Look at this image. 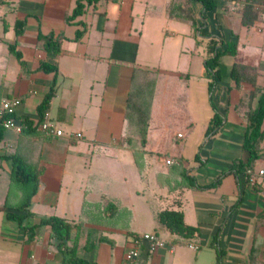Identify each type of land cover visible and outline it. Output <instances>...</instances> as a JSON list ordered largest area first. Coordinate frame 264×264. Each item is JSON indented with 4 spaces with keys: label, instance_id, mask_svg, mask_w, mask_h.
<instances>
[{
    "label": "crops",
    "instance_id": "obj_1",
    "mask_svg": "<svg viewBox=\"0 0 264 264\" xmlns=\"http://www.w3.org/2000/svg\"><path fill=\"white\" fill-rule=\"evenodd\" d=\"M78 1L0 0V104L17 97V117L36 121L56 79L44 118L63 132L3 133L0 264H66L73 250L88 264H220L212 245L218 235L221 264H264V179L252 186L244 172L229 173L249 160L246 112L254 90L252 83H235L233 68L259 67L263 76L264 17L246 26L244 0H216L211 11L182 0L186 15L169 11L173 0H92L69 24ZM19 22L25 23L21 35ZM41 35L61 39L62 52H47ZM211 39L238 42L235 56L221 57V81L212 95L210 80L203 77ZM10 44L22 53L26 68ZM42 62L56 64L58 74L41 70ZM149 77L154 78L149 128L141 147L127 118L128 99L133 84ZM262 78L257 85L264 87ZM215 109L223 125L205 139ZM17 154L41 171L24 226L50 217L81 225L68 240L61 241L51 226L37 228L30 239L7 218L30 192L12 179L14 165L7 157ZM263 168L261 158L255 170ZM185 171L199 186L228 175L217 187L201 189L190 184ZM110 202L117 208L113 217L104 212ZM165 210L182 211L185 223L198 229L197 239L190 242L165 228L158 218ZM89 229L107 240H95ZM146 234L164 245L152 249ZM135 248L139 258L127 261Z\"/></svg>",
    "mask_w": 264,
    "mask_h": 264
},
{
    "label": "trees",
    "instance_id": "obj_2",
    "mask_svg": "<svg viewBox=\"0 0 264 264\" xmlns=\"http://www.w3.org/2000/svg\"><path fill=\"white\" fill-rule=\"evenodd\" d=\"M91 3L92 0H79L77 3V7L75 8L73 14L67 17V23L71 24L77 17L83 15L85 10L84 2ZM98 1V0H95ZM203 5V7L207 11L214 10L217 6L216 0H195ZM258 6L256 0H244L241 5V13L243 14V22L246 26L253 25L256 21H259L261 17L258 15ZM82 26L83 24L77 23ZM24 22H19L16 25V34L21 35L24 31ZM86 28L79 29L76 32L75 41H79L83 35L85 34ZM41 41L44 43V48L49 53L58 54L62 52V40L56 39L53 36H40ZM238 42L230 41L226 44L221 43L219 40L211 39L209 41L208 47V58L204 64V72L203 77L210 80L209 82V92L213 93V90L221 81V64L220 60L223 55L235 56L237 54ZM9 50L13 53L17 59L19 60L20 65L23 68H26L25 63L23 62L22 53L17 49L15 44L9 45ZM41 70L46 73H54L58 74L59 68L56 64H51L49 62L41 63ZM249 71V74H248ZM148 72V71H145ZM148 74V73H146ZM149 75V74H148ZM151 76V75H150ZM233 80L237 85L242 84L243 82L252 83L253 85H257V80L260 76V68L246 66L241 64H236L233 68ZM135 80V78H134ZM56 82L55 79L53 86L51 87L49 93L46 94L42 103L38 107V120H32L30 118H18L21 120L26 129L24 132L26 133H34L40 129L42 123L45 121V115L47 110L50 108L51 100L53 99L56 92ZM154 78L149 77L146 81L142 82V84L138 85L136 82L133 84V88L131 93L129 94L128 99V115L127 118L133 122L132 129L139 136L140 146L143 147L146 144L147 132L149 128V114H150V104L152 100V89H153ZM249 107V106H248ZM213 108L214 105H213ZM247 109V119H248V129L247 134L244 141V149L249 153V160L246 164L239 163L235 165V169L229 173H239L244 172L245 177H247L248 172L255 170V163L264 158V151L259 148L260 143L264 140V87L263 93L261 94L258 102V106L253 111L248 112ZM224 118L217 112L215 109L214 116L211 118L208 129L205 133V139H210L213 135L219 131L221 126L223 125ZM5 129L0 126V141L3 138V133ZM129 144L132 145V148H135L136 141L135 139L129 138ZM13 161L14 170L12 174V179L17 184L22 187H30V192L27 195L26 199L22 203L21 207L18 210H11L6 212V216L9 220L16 222L26 233L29 234V238L32 239L35 237V230L39 227L43 226H51L55 234L59 237L61 241L68 240L70 238L71 231L80 227L81 225L70 223L59 217H50L43 218L38 224H34L30 227L24 226L25 220L31 217L30 205L31 199L34 194L37 192L40 185V176L41 171L38 166H33L25 160V158L21 155H14L7 157ZM197 161H200L199 155L197 154ZM235 170V171H234ZM187 172L185 171V176ZM228 174L222 175L216 182L199 186L196 184V180L193 177L186 176L187 180H189L192 186H198L201 189H212L217 187ZM260 183V182H259ZM258 183V184H259ZM255 184L253 186H256ZM116 206L113 203H107L104 207V212L108 217H113L116 213ZM160 223L167 228L172 234L186 239L190 242H193L194 239H197L198 229L193 226H189L185 223L184 213L182 211L175 210H165L161 212L158 216ZM99 233L98 230L89 229V234L93 236L95 240L104 241L107 238L103 236L95 237L94 235ZM218 236H215L212 245L217 249L219 263L221 264V255L222 251L219 248V239ZM136 240L139 237L135 238ZM93 245V244H92ZM73 255L70 259L67 260L66 264H88L83 259L78 258L75 250H73ZM255 250L253 249V252ZM252 252V253H253Z\"/></svg>",
    "mask_w": 264,
    "mask_h": 264
},
{
    "label": "built area",
    "instance_id": "obj_3",
    "mask_svg": "<svg viewBox=\"0 0 264 264\" xmlns=\"http://www.w3.org/2000/svg\"><path fill=\"white\" fill-rule=\"evenodd\" d=\"M21 105V100L17 97L10 98L4 100L0 104V126H2L5 130H14L17 133H23L26 129L25 124L19 120L17 117V110ZM47 135L54 134L56 136L62 135V130L55 128L49 121L45 120L40 127ZM182 137V135H179ZM170 163V162H168ZM261 179H264V168L254 171H249L246 177V182L249 185H255L260 182ZM144 240H147L151 244V248L155 249L158 246H163V241L156 236L155 234H146L144 235ZM189 248L198 251L200 249L199 246L194 244H189ZM140 256L139 248L131 249L126 254L127 261H135Z\"/></svg>",
    "mask_w": 264,
    "mask_h": 264
},
{
    "label": "rangeland",
    "instance_id": "obj_4",
    "mask_svg": "<svg viewBox=\"0 0 264 264\" xmlns=\"http://www.w3.org/2000/svg\"><path fill=\"white\" fill-rule=\"evenodd\" d=\"M228 1L232 4L233 2H236L238 0H228ZM256 2H257V4H259L258 10H257L259 13H258V15L256 14V16L263 18L264 17V0H256ZM186 4H188L187 0H186ZM182 6H184L182 4V0H173L172 4L170 5L169 11H171V13H178L180 10L182 12L181 15L182 14L186 15V12L188 13V11H187L188 7L186 9H183ZM186 6H188V5H186ZM248 74H249V71H248ZM263 76H264V74H263ZM263 76L261 75V72H260L259 77L262 78ZM262 80H263V78H262ZM262 93H263V87L261 85L260 86L254 85V90L251 91V95L248 98V99H250V103L248 105L249 106L248 112L253 111V109H255L257 107L256 101H257V99L259 100ZM259 148H261V150L264 151V140L260 143Z\"/></svg>",
    "mask_w": 264,
    "mask_h": 264
}]
</instances>
